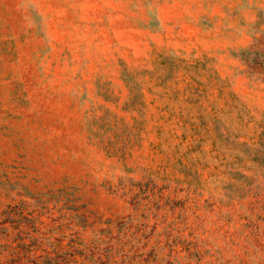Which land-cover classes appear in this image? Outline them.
<instances>
[{
    "label": "rangeland",
    "instance_id": "obj_1",
    "mask_svg": "<svg viewBox=\"0 0 264 264\" xmlns=\"http://www.w3.org/2000/svg\"><path fill=\"white\" fill-rule=\"evenodd\" d=\"M0 264H264V0H0Z\"/></svg>",
    "mask_w": 264,
    "mask_h": 264
}]
</instances>
